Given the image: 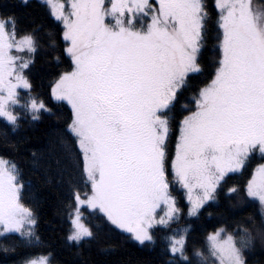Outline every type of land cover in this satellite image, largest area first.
<instances>
[{"label":"snow or ice","instance_id":"1","mask_svg":"<svg viewBox=\"0 0 264 264\" xmlns=\"http://www.w3.org/2000/svg\"><path fill=\"white\" fill-rule=\"evenodd\" d=\"M36 4L49 23L0 8V264H61L54 249L22 254L45 243L25 153L66 190L63 246L78 264H97L92 250H117L105 241L120 235L159 248V264H252L264 251V163L243 186L232 175L264 159V12L253 0ZM40 53L57 68L46 95L33 80ZM49 117L46 144L31 147L28 128ZM222 197L211 231L173 227Z\"/></svg>","mask_w":264,"mask_h":264},{"label":"trees","instance_id":"2","mask_svg":"<svg viewBox=\"0 0 264 264\" xmlns=\"http://www.w3.org/2000/svg\"><path fill=\"white\" fill-rule=\"evenodd\" d=\"M211 2V0H210ZM0 8L4 10L15 12L20 18L21 24L31 27L35 24H47L50 21L48 9L36 4V0H29L27 5L21 3V0H0ZM46 43V41H42ZM209 51L206 53V59L208 61L212 58L211 43L209 44ZM66 66V65H65ZM57 68L51 62V57L40 53L37 55L36 64L33 69V80L36 86V90L44 92L45 95L48 90V81L56 73ZM47 98V97H46ZM187 101H182L185 103ZM182 113L177 111V130L172 138V151L174 152L175 135H178V121L182 119ZM2 123V121H0ZM54 126L52 118H46L44 122L38 123L35 128H28V135L32 137L31 147L41 148L46 144V132L49 127ZM20 167L23 170L25 180L31 183V198L26 200V203H33V199L37 205V211L39 215V234L42 240L45 241L43 245H38L35 248L24 250L22 254H27L32 257L40 255H47L48 251L55 250L56 259L61 264H78V259L74 257L73 253L76 251L74 245L70 247H64L63 237L67 233L69 228V222L67 220L65 203L67 200L66 190L60 188L56 184L55 176H53L51 183L48 182V177L41 171L37 173L29 163L28 154L25 153L23 157L17 158ZM264 163V159L261 158L260 153L257 151L254 154V158L249 166L243 171V174L237 173L232 175V182L241 186L246 184L247 180L251 178V173L255 169L256 165ZM178 191L176 194L180 199V205L187 210V201L183 198L182 190H179V185L176 186ZM223 197L219 205L213 204L211 207L202 209V215L200 220L188 219L185 215L179 222L174 224L173 227H183L185 224L191 223L196 230L203 235L204 231H211L213 225H217L219 217L216 216L217 211L225 205ZM212 212L213 216L208 217L207 213ZM95 222V221H94ZM159 235V233H158ZM3 242V241H0ZM108 243H117L119 247L117 250L104 255L100 254L94 248L92 250V260L97 264H159L160 257L158 255L159 248L152 249L148 247H141L135 242L128 241L126 236L120 235L112 237L110 240H106ZM7 243L11 244L9 240ZM88 249H85V253ZM19 257H9V264L13 259ZM264 258V251L257 249L254 256L250 259L252 264L258 259ZM0 259H3V254L0 253Z\"/></svg>","mask_w":264,"mask_h":264},{"label":"rangeland","instance_id":"3","mask_svg":"<svg viewBox=\"0 0 264 264\" xmlns=\"http://www.w3.org/2000/svg\"><path fill=\"white\" fill-rule=\"evenodd\" d=\"M253 3H254V7L257 9L258 12H264V0H253Z\"/></svg>","mask_w":264,"mask_h":264}]
</instances>
